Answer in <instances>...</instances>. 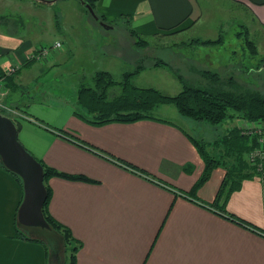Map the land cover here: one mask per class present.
<instances>
[{"label":"crops","instance_id":"obj_1","mask_svg":"<svg viewBox=\"0 0 264 264\" xmlns=\"http://www.w3.org/2000/svg\"><path fill=\"white\" fill-rule=\"evenodd\" d=\"M231 1L264 28V0ZM58 6L0 0V101L18 113L14 120L4 115L35 160L61 176L80 178L46 182L48 212L69 230L74 264H264V163L258 170L247 161L255 132L226 127L208 143L215 153L208 163L189 140L193 135L172 122L151 116L96 126L76 103L41 101L46 90L30 89L27 76L50 55L22 67L43 46L41 37L63 36L57 40L61 52L52 53L58 64L77 48L72 21L61 29L55 15L54 22L44 21L46 9L56 14ZM200 10L195 0H98L95 9L107 22L125 16V25L145 39L196 31ZM10 15L22 23L21 31L8 23ZM68 24L72 36L64 33ZM12 66L21 69L4 77ZM239 144L247 149L240 151ZM22 198V183L0 168V264H51L56 251L37 236L38 227L17 221Z\"/></svg>","mask_w":264,"mask_h":264},{"label":"rangeland","instance_id":"obj_2","mask_svg":"<svg viewBox=\"0 0 264 264\" xmlns=\"http://www.w3.org/2000/svg\"><path fill=\"white\" fill-rule=\"evenodd\" d=\"M195 1L201 8L199 20L201 29L198 27L196 31L186 33H182L184 29H181L166 32L155 38H146L147 47L138 49L135 47L136 40L130 34L123 18L110 21L112 23L110 27L113 29L106 31L92 19L78 0H59V13L55 14L54 10L46 9L44 21L47 24L51 18L54 22L55 15L60 29L63 27V22L72 21L74 31L78 33L76 39L73 37L77 48L74 49V56L71 54L66 56L60 64L54 61V56L57 54L52 53L61 52L63 45L56 51L50 52L51 60L43 63V66L39 65L42 66L40 70L34 69L27 76L29 88L41 87L46 90L44 92L47 94L39 95L42 97L41 101L46 104L59 99V102L70 106L76 103L77 90L82 85L91 84L95 72L109 70L113 78L119 81L126 72L137 70L138 74L136 73L137 75L131 79L133 85L156 89L161 94L172 97L179 94L187 84L193 87H206L210 81H201V79L203 73L209 72L214 79L219 76L222 82L226 83L230 78L243 87H249L264 95V28L247 13L244 7L242 8L241 4L231 0ZM241 11H245V14ZM64 14L68 16L62 20L61 15ZM7 20L14 28L21 31L20 21L12 19L11 15ZM24 22L26 20H23ZM68 26L70 24L64 27V33L66 36L67 34L72 36L73 32L66 30ZM41 40L43 47H49L63 41V36L44 35ZM216 40L217 43L209 42ZM248 40L251 42L249 46L246 44ZM67 47L73 49L74 45ZM252 49L255 55H252ZM47 58L48 56L43 57V60ZM262 64L263 70L256 72ZM177 75L182 78V82ZM114 92L116 93L117 89ZM112 93L109 92L110 95ZM157 109L151 114L153 118L172 122L193 135L195 141L199 143L198 148L208 158L212 156L215 158L211 147L214 145L208 143L215 142L218 135L222 136L224 129L226 133V127L230 130L231 127L241 126L247 131L255 132L250 134L251 144L248 148L251 150L247 152L249 164L251 162L248 156L254 148H259L258 146L261 145V149L264 150V122L262 126L254 124L251 126V123L245 120L247 122L244 125L238 122L243 120L239 115L229 111V118L220 125H211L208 122H196L180 115L172 105ZM4 114L12 120L18 116L17 112L5 107L0 101V115L5 116ZM251 166L255 169L259 168L255 165ZM262 168L263 166L261 170ZM36 233L45 241L49 251L54 249L56 251L57 255L49 260L51 264H68L72 244H68L70 241L65 238L62 231L37 228ZM28 235L35 236L31 233Z\"/></svg>","mask_w":264,"mask_h":264},{"label":"trees","instance_id":"obj_3","mask_svg":"<svg viewBox=\"0 0 264 264\" xmlns=\"http://www.w3.org/2000/svg\"><path fill=\"white\" fill-rule=\"evenodd\" d=\"M81 1L85 5H88L89 7L92 8L99 21L103 23L107 22L104 16L97 14L95 11L98 0H81ZM82 7L85 9L84 6ZM120 18L125 19V16H121ZM108 24L111 25L112 23L109 22ZM128 29L130 31V34L136 40L135 47L138 49L146 48L148 45L147 39L140 36L133 29L130 28ZM209 42L217 43L218 41L216 40L215 42L214 41H209ZM246 44L249 46L251 45V42L248 40ZM54 45L49 47L39 46L36 49H34L32 51V55H30V57L26 61V64H24L22 67L28 66L31 62L32 63L41 62L42 52L44 50H48L49 52H54L57 50V49H53ZM251 52L252 55H255V51L253 49ZM15 67L16 66H14L13 68ZM9 69L5 70L4 77L6 76L10 78L12 75L17 73L21 69V67L20 68L17 67L16 72L10 75L7 74ZM262 70H263V64L260 67H258L256 72ZM136 73L138 74L137 70L136 72L133 71L126 72L123 75L122 79L119 81L115 80L112 74L107 71L96 72L95 74H93L91 78L92 80L91 84L88 86L82 85L77 90V95H76V104L81 109L85 110L88 116V118L85 121L87 122L90 121V123L96 126L106 125L115 122L133 123L142 119H153L151 117V114L155 109L161 106L172 105L177 109V112L180 115L195 120L196 122H208L211 125H220L223 121L229 118L228 116L230 115L229 111H231L232 114L236 113L243 120H247L250 123L264 122V95H262L260 92L256 90L250 89L249 87L247 88L243 87L242 84H238L237 82H235V80H232L230 78L226 81V83H224L222 82L219 76L214 79L213 78L214 76H212L209 72H205L202 74L201 81L203 80L210 81V83L207 84L206 87H201V88L196 86L193 87L187 84L183 86L179 94L171 97L161 94L156 89L139 88L133 85L131 83V79L135 75H137ZM177 77L179 81L182 82L181 80L182 78L179 77L178 75ZM116 89L117 92L115 93L114 91ZM109 92H113L112 95H110ZM13 111H15V109H13ZM188 138L193 145H196V147H198L199 144L198 142H196L190 136ZM240 138H242V136H240ZM236 145H237L236 148H238V143ZM239 146L241 147L240 151L247 149L245 148L246 146L244 144L241 145L239 144ZM199 150L201 151V149ZM202 154L204 155V152ZM204 160L205 161L207 160L206 162L209 163L211 159L205 156ZM238 163L243 164L240 158L238 160ZM41 166L43 167V174H44L43 182L47 192V197L42 208L43 217L51 230L62 231L65 238L68 241H70L68 244H71L72 237L70 235L69 230L63 227L58 222H56L48 212L47 206L50 200V189L48 185H46V182L49 178H52L54 176L63 177L69 180H79L80 178L66 176V175L61 176V174L57 173L51 168L44 166L42 164ZM0 168L8 172L11 176H13V178L21 186L20 178L15 174L6 170L2 166L1 162H0ZM216 199H218V197H216ZM75 250H76V246L72 245L71 247L72 253L69 257L68 264H74ZM46 258H48V255L46 256Z\"/></svg>","mask_w":264,"mask_h":264},{"label":"water","instance_id":"obj_4","mask_svg":"<svg viewBox=\"0 0 264 264\" xmlns=\"http://www.w3.org/2000/svg\"><path fill=\"white\" fill-rule=\"evenodd\" d=\"M34 1L52 8L59 0ZM79 2L104 30L110 31L113 29L99 21L91 7L85 5L81 0ZM0 162L6 170L18 176L22 183L23 198L17 211L18 223L25 227L50 230L42 213L47 197L43 182V167L18 142L15 124L3 115H0Z\"/></svg>","mask_w":264,"mask_h":264},{"label":"built area","instance_id":"obj_5","mask_svg":"<svg viewBox=\"0 0 264 264\" xmlns=\"http://www.w3.org/2000/svg\"><path fill=\"white\" fill-rule=\"evenodd\" d=\"M60 47H61V44H60L59 42H57V43L54 45L53 49H58V48H60ZM49 54H50V52H49L48 50H44V51L42 52V60H43V57L49 56ZM42 60H41V61H42ZM13 67H14V66H13ZM13 67L9 69V71L7 72V74L10 75V74L16 72L17 67H15V68H13ZM258 147H259V148H254V150H253L251 153H249V156H248V157H249V161L251 162L250 164L259 167L258 170H261L262 163H261V164H254V162H255L257 159H261V160H258L257 162H259V161L262 162V161L264 160V151L261 150L262 146L260 145V146H258Z\"/></svg>","mask_w":264,"mask_h":264},{"label":"bare ground","instance_id":"obj_6","mask_svg":"<svg viewBox=\"0 0 264 264\" xmlns=\"http://www.w3.org/2000/svg\"><path fill=\"white\" fill-rule=\"evenodd\" d=\"M262 151H264L263 149H261ZM258 160H261V159H257L255 162H254V164H261V163H263L264 162V160L261 162V161H259V162H257Z\"/></svg>","mask_w":264,"mask_h":264}]
</instances>
